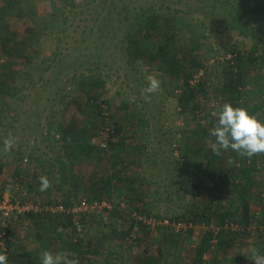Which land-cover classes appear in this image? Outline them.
I'll return each mask as SVG.
<instances>
[{"label":"rangeland","instance_id":"obj_1","mask_svg":"<svg viewBox=\"0 0 264 264\" xmlns=\"http://www.w3.org/2000/svg\"><path fill=\"white\" fill-rule=\"evenodd\" d=\"M21 4L19 12L23 14L16 13L4 28L10 27L24 34L30 27L35 28L36 24L44 25V21H47L48 30L37 40V48L41 53L37 52L39 55L36 54V58L40 64L30 66L28 63L30 58L18 57L12 66V70L18 72L13 81L16 89L5 96L10 107L3 109L2 113L9 121L0 127V143H10L11 140L17 139L20 146L29 154H39L51 161L60 154L68 162L65 154L74 152L75 148L61 142L60 133L55 129L56 122L70 124L73 118L81 117L76 106L73 104L66 106L65 103H68L71 97L83 96L82 104L87 102L85 94L77 89L73 79L78 80L80 74H94L96 78H102L105 82L103 97L111 100L109 108L104 105L106 117L116 116L118 122H122L125 116L135 120L128 125L132 129L128 131L130 137L128 134V140L123 147L126 152L124 158L133 161L125 167L126 173L129 177H138L137 186L145 187L144 195L147 197L146 201H149L150 209L162 217L159 219H156L158 218L156 216L147 217V220L156 219L157 224L145 223L150 239L141 244L134 239L138 231L142 230L139 219H136L138 222L131 235L121 233L117 237L111 236L104 244L105 250L91 258L92 264H112L114 260L119 264L125 262L130 264L131 260L137 259L146 250L157 254L158 244L155 241H162L164 235H168L166 230L172 228L179 233L187 228V222L178 221L176 216L204 207V191L203 194L201 192L198 195L191 194L193 183L203 179L209 187L213 186L206 175V162L212 150H216L221 143V138L224 139L218 132H221L219 126L225 122L227 108H231L227 102L222 101V89L230 81L228 68L230 70L233 68L235 72L242 71L244 76L243 85L239 87L241 92L237 94L240 99H237L232 107L244 113L243 118L246 121L249 119L247 122L249 128L264 130V108L259 110L257 108L264 97V71L247 60L242 69L237 63L239 52L247 59L252 55L258 56L264 50V0H21ZM149 7L179 27L178 51L180 55L185 53L189 57L187 60L189 64L185 67L192 70L190 61L193 57L201 64L197 71H192L189 79L202 70L201 82L205 83L203 88L207 94L199 93L185 107L179 103L180 92H176L178 90L176 85L178 82L181 83L183 78L171 77L157 67L154 68L157 63H151V60L144 62L142 47L132 45L130 46L132 53L127 54V46L130 45L128 36L131 33L132 40L138 39L141 45L148 46L153 42V39H143L140 33L134 35L141 28V25H137L139 21L143 20L142 25H145ZM32 13L39 16H36V23L31 21ZM221 16H226L229 20L226 36L231 37L230 46L234 45L232 46L234 52H231L235 54L233 64L224 58L229 51L224 49L219 38L212 32V19ZM2 61L0 60V63ZM0 70L2 71L1 66ZM140 117L144 119L143 122L139 121ZM210 118L211 120L215 118L212 120L213 129H210L209 134L202 135L199 126L210 121ZM113 121L108 117V127H111ZM230 133L225 136L229 142L235 144L236 152L240 154L236 165L231 163V166L241 167L244 155L242 150L245 148L243 144L252 148L259 164L253 191L257 195L260 191L263 193L264 132L260 133L261 136L252 137L251 143L246 144H242L240 136H234L233 131ZM107 136L108 134L104 133L102 138L98 137L94 141L105 144ZM182 148L184 153L189 154V158L186 159V163L182 159L183 164H179L176 160L180 159L178 154H181ZM188 149H194L195 153L191 152V155ZM25 158L22 165L27 168L29 156L25 155ZM7 160L14 162L10 155ZM10 164L0 175V193L2 192L3 196L17 198L23 203H44L49 206L63 204L61 200L65 197L57 188L43 193L41 197L45 200H36L39 195L36 190L41 184L38 182L34 187L36 190L30 191L20 178H14L15 162ZM74 169L81 179L76 201L87 196L93 180L113 173L107 160L101 161L96 158L76 161ZM43 173L44 168L42 171L40 169L38 175L42 176ZM24 176L27 178L28 174ZM128 191L129 187H126L124 192ZM25 193L29 196L26 197ZM224 194L232 201L238 197V193L231 186L226 187ZM118 199L120 197L114 195L113 201L105 200L106 206L100 205L91 210L87 217L92 222L88 227L90 236H99V232L106 229V222L113 217L110 213L113 211L106 208L113 206L114 209V203ZM52 200H57L58 204L55 205ZM79 202H76L77 206ZM132 208L124 199L120 206L114 209L113 213L119 217L118 228L125 229L132 217L136 218ZM252 209L255 215L254 227L247 236L236 241L227 251L225 255L230 262L221 258L227 262L226 264H252L255 262L257 252L263 249L264 243L260 232L264 224L259 223L262 206L256 204ZM167 213L172 214L173 220L166 215ZM71 215L76 223H80L84 212L77 211ZM164 220H168V223H163ZM7 223L13 230L15 242L33 249L35 245H41L36 237L35 222L27 215L13 216ZM52 227L60 230L63 228L57 223ZM159 227L161 231H158ZM240 227L245 230L241 225ZM6 228L0 227V250L7 249L4 238ZM78 228L83 232L81 225H78ZM194 228L191 244L186 245L185 250L178 249L179 260H183L182 255L187 259L193 257V250L207 228L213 230L216 235L213 243L216 244L218 241L221 227L216 222L198 223ZM67 234L70 235L72 232L67 231ZM167 248H163L164 257L170 252L169 249L174 250L175 247ZM53 251L52 245L49 252ZM55 254L58 252L55 251ZM213 257L212 253L207 255L208 260ZM183 262L180 261V264ZM53 263L65 264L59 255Z\"/></svg>","mask_w":264,"mask_h":264},{"label":"trees","instance_id":"obj_2","mask_svg":"<svg viewBox=\"0 0 264 264\" xmlns=\"http://www.w3.org/2000/svg\"><path fill=\"white\" fill-rule=\"evenodd\" d=\"M21 6V0H0V60H3L0 63L2 69V71L0 70V127L6 125L7 121H9V118L2 113L3 109L10 107L9 100H7L5 96L7 94L10 95L13 90L16 89L13 81H15L18 72L12 70V66L15 65V61L18 57L25 59L27 57L28 59L30 58L28 62L30 66L40 64V61L36 58L37 55H39L37 52L41 53L37 48V40L48 30L47 21H44V25L41 24L39 26L36 24L37 27H30L24 34L16 32L10 29V27L8 29L4 28V25L8 24L10 18L16 13H19V15L23 14L19 12ZM31 16V21L36 23L35 14L32 13ZM145 19V25H142L143 20L139 21L137 25H141V28L136 33H133L134 35L140 33L143 39H153L152 44L148 46L141 45L138 39L132 40L131 33L130 36H128L130 45L127 46V54L132 53L130 49L132 45L142 47L144 50L142 51L144 62L151 60V63H157V66H154V68L157 67L158 70L171 77L176 76L183 78V83L176 82V86L178 87L176 92H180L178 94V100L183 107L190 103L199 93L207 94L203 88L205 83L201 82L202 80L194 85L190 83L191 79L189 78L192 76V71H197L201 67V64L196 57H193L190 61L192 70L187 68L189 64V62L187 63L189 59L188 54L185 55L184 53L180 55L178 51L179 27L173 24L169 18L160 13H155L152 7L148 8L147 17ZM212 20L211 27L214 35L219 38L225 50L234 52L232 47L234 45L230 46L231 37L229 35L226 36L229 27L228 18L226 16H221ZM225 38L227 39L225 40ZM34 42H36L35 45ZM29 55H31V57H29ZM240 55L241 53L239 52L237 55V63L241 69L245 60H247L249 63H253L264 71V50L258 56L254 57V55H252L247 59ZM181 58L183 61H181ZM185 65L187 66L185 67ZM233 70V68L232 70L228 68L230 81H228L222 89V101L227 102L231 107L226 110L224 124L219 126L221 132H218V134L224 139L222 140L221 138V143L216 147V150H212L206 162V175L213 186L209 187L207 183H204L203 179H199L193 183V188H191L190 191L191 194L196 195L200 194V192L203 194L202 192L204 191V207L177 215L176 219L178 221L183 220L187 222V228L179 233L172 228L166 230L168 235L165 234L162 241H155L156 244H158L157 254H153L149 250H146L137 259L131 260L130 264H180V261L183 262V260L184 262L182 264H226L230 262V259L225 255L227 251L236 241L247 236L254 227L255 215L252 209L253 205L261 204L262 210L259 223L264 224V197L261 191L258 195L254 194L253 191L254 185L256 184L257 167L259 164L254 150L249 148L248 145L246 146L243 144L251 143L252 137L261 136L260 133L264 132V130H258L255 127H250V129L245 124L246 119L243 118L245 117L244 113H240L238 109L232 107L233 103L236 104L235 101L240 99V96H237V94L241 92L239 87L243 85L244 82L243 72H235ZM73 81L76 82L77 89L85 94L87 102L82 104L83 96L81 98L71 97L68 103L65 104L66 106L69 104L76 106L81 117L79 119L73 118L70 124H65L62 121L56 122L55 129L60 133L61 142L75 148L74 152L65 154L68 157V162L64 160L63 156L60 154L52 161L50 159V161L46 160V158L39 156V154H29L20 146L19 140L14 139L11 140L10 143H0V175L5 172L6 167L11 165L10 162H15L13 168L15 179L20 178V181L26 184L30 191L35 189L34 187L38 182V184H41L39 189H35L37 193H39L36 200L40 201L43 199V193L57 188L65 197L61 202L64 204L65 208H69L75 206L76 202L81 200L78 199L76 201V197L80 191L79 188L81 187L80 176L74 169L76 161L92 160L95 158L101 161L107 160L108 165L112 167L113 173H107L99 179L93 180L92 184L89 186L90 189L85 199L90 203L102 200L111 201L115 195L116 197H120V199L114 203V209L119 207L120 202L125 199L129 202V205L133 207L132 210L135 211L136 218L132 217L129 226L125 227V229H120L117 226L119 217L113 213L115 211L113 206L112 208H106L109 209V211H113L110 212L113 216L111 218L112 221L106 222V229L103 232H99L100 235L96 236L98 238L96 239V237L90 236L88 231V227L92 222L91 219L87 217L93 209L84 212L80 223H76L71 214H64V212L54 214L50 211L41 210L37 213L29 212L24 215H18V217L27 215L35 222L34 226L37 230L36 237L39 239L38 241L41 243L42 247L41 245H35L36 247L33 249L23 243L15 242L12 236L13 230L7 225L6 234L4 236L7 249L0 250V264H54L53 260H55L56 257L58 258V255L62 256L65 264H92L91 258L98 256L105 250L104 244L111 236L117 237L121 233L131 235L138 222L136 220L138 219L137 216L141 215L144 218L156 216L158 217H154L156 219L162 217L161 214H156V212L150 209L148 204L149 201H146L147 197L144 195L145 187L142 185L137 186L138 177H129L125 170V167H128L127 165L133 161L124 158L126 152H124L123 147L128 140V131L132 129V127L128 125H130L131 122H135V120H133L132 117L125 116L122 119L124 122H118V120L115 119L116 116L111 115L110 117V115H107L110 119L114 120L111 127H108V117L104 114L106 110L104 105L109 108L111 100L110 98L103 97L102 90L105 85L104 80H102V78H96L94 74H80L78 80L73 79ZM258 105V110L264 108V97L262 102ZM127 107L129 106L127 105ZM212 120L210 118V121H206L203 126H199L202 135L209 134L211 131L210 129H213L214 122ZM139 121L143 122L144 119L140 117ZM232 131L234 132L232 133L234 136L240 135L241 143L246 148V150L245 148L242 150L244 153L241 151L244 155L241 160L242 165L238 168H236V166H231V163H235L240 157V154L236 152V148L234 147L235 144L229 142L228 138L225 136ZM104 133L108 134V136L105 137V144L95 143L94 140L98 137L102 138ZM182 150L181 154H178L180 159L176 160L179 164H183L181 161L182 159L185 160L186 163V159L189 158V154L184 153V150L182 152ZM192 150L188 149L190 154L191 152L192 154L195 153V150ZM9 155L12 156L14 162H9L7 160ZM25 155L29 156L27 168L22 165L23 160L26 159ZM226 162L228 164H226ZM43 168L44 173L42 176L38 175L40 169L42 171ZM27 174L28 177L25 178L24 175ZM227 186H231V188L234 187L235 191L238 193V197L235 201H232L224 194ZM126 187H129L128 192H124ZM28 194H30L29 191ZM28 194L25 193L26 197ZM215 194L217 196H215ZM0 196H3L2 192ZM52 202H55V205L58 204L57 200H52ZM47 203L50 202L47 201ZM166 215L173 220L172 214L167 213ZM10 218H8L6 222H9ZM139 221L142 230L141 232L138 231L134 239L137 243L141 244L150 239V233L149 230L145 229L148 227L145 224L146 222L142 220ZM213 222H216L221 227L217 243H213L214 237H216L214 231L207 228L193 250V257L187 259L182 255L181 257L183 260H179L178 249L185 250V246L191 244L195 231L194 225L198 223L212 224ZM227 222L238 223L245 228V230L240 228L232 231L225 226ZM55 223L61 225L63 228L61 230L56 227L53 228L52 225L55 226ZM78 225L82 226L83 232L79 231ZM67 231H71L72 234L68 235ZM158 231H161L160 227ZM260 237L264 243V227L262 232H260ZM50 244L54 246L53 252H49L52 246H50ZM14 246H17V248H14ZM164 247L175 248L174 250L169 249L168 251L170 252L164 257ZM55 251L58 252L57 255ZM211 253L214 257L208 260L207 255ZM221 258L227 262L221 260ZM254 261L255 262L252 264H264V246L262 251L257 252ZM112 264L119 263L114 260ZM124 264L127 263L125 262Z\"/></svg>","mask_w":264,"mask_h":264},{"label":"built area","instance_id":"obj_3","mask_svg":"<svg viewBox=\"0 0 264 264\" xmlns=\"http://www.w3.org/2000/svg\"><path fill=\"white\" fill-rule=\"evenodd\" d=\"M234 57H235V54L231 52L227 53L226 56H224L225 59L231 61V64L234 63ZM202 75H203L202 70H200L196 75L192 77V79L190 80V83L192 85L198 83L201 80ZM262 195L264 197V191ZM100 205L106 206L107 202L105 200H102V201H95L94 203H90L84 198L79 202L78 206L75 205L69 208H65L64 205L60 203L57 206H49L44 203L40 204V203H33V202L23 203L17 198L13 199V198H9L8 196L4 195L2 197L0 196V227L4 229L7 226L6 220L8 218L12 216L24 215L25 213H29V212H39L41 210H46L52 213L64 212V213L71 214L77 211L86 212L89 209H95L99 207ZM137 218L151 225L157 224L156 219H153V218H150L149 220H147L148 218H144L141 215L137 216ZM163 223L167 224L168 220H164ZM225 226L232 230H238L241 228L240 225L235 222H227Z\"/></svg>","mask_w":264,"mask_h":264},{"label":"crops","instance_id":"obj_4","mask_svg":"<svg viewBox=\"0 0 264 264\" xmlns=\"http://www.w3.org/2000/svg\"><path fill=\"white\" fill-rule=\"evenodd\" d=\"M248 120H249V119H247V121H246V126H247V122H248ZM239 136H240V135H239ZM236 145H237V144H236ZM249 148H250V147H249Z\"/></svg>","mask_w":264,"mask_h":264}]
</instances>
